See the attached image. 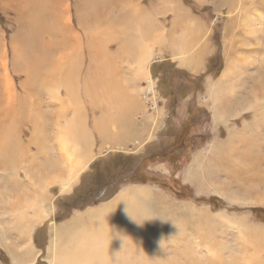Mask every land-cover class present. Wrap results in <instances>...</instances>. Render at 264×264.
I'll use <instances>...</instances> for the list:
<instances>
[{
  "label": "rangeland",
  "instance_id": "1",
  "mask_svg": "<svg viewBox=\"0 0 264 264\" xmlns=\"http://www.w3.org/2000/svg\"><path fill=\"white\" fill-rule=\"evenodd\" d=\"M57 1L65 6L60 27L52 26L49 13L43 17L53 28L40 33L49 44L43 60L50 68L59 54L69 55L63 58L68 69L59 73L69 83L37 90L51 110L78 105L75 123H81L73 125L78 134L75 149L68 151L50 125L43 143L50 144L46 180L51 183L47 189L38 186L47 195L44 205L36 196H24L21 186L0 185V192L22 193L28 214L37 207L44 216L29 239L18 238L10 208L1 206L0 264H65L61 255L84 260L81 264H251L248 257L255 253L242 247L247 240L239 220L264 229V181L240 175L253 168L256 176L264 175L257 162L264 158V0H163V6L158 0H101L103 6L99 0ZM132 1L142 9L140 16L133 15ZM2 2L0 51L22 93L24 77L12 48L35 32V19L22 7L24 20L18 21ZM36 2L38 8L48 3ZM65 23L79 42L99 54L108 49L109 57L90 58L85 45L73 53ZM95 30L104 45L88 43L86 35ZM113 34L122 40L114 42ZM198 65H204L199 74ZM72 114L67 110L62 121H71ZM186 124L188 132L182 130ZM60 151L70 159L59 158ZM74 161L70 173L68 162ZM19 171L9 173L14 183ZM76 217H82V228L92 227L82 237V228L68 227ZM105 218L111 220V245L95 247L91 236L97 232L99 239L100 232L93 226ZM257 254L262 260L252 264H264V253Z\"/></svg>",
  "mask_w": 264,
  "mask_h": 264
},
{
  "label": "bare ground",
  "instance_id": "2",
  "mask_svg": "<svg viewBox=\"0 0 264 264\" xmlns=\"http://www.w3.org/2000/svg\"><path fill=\"white\" fill-rule=\"evenodd\" d=\"M46 1L48 3L45 2L43 4L42 8H38L36 0L35 1L34 0H30V1H28V0L4 1L3 0L2 4H1V6L3 8H12L17 13L18 21L24 20V17L21 16L22 15V11H21L22 9L21 8L27 7L29 9L30 13H32V18L35 19L36 21L34 20L35 28L33 29V30H35V32H33L31 34L29 31V33L25 36L26 39H22L20 41V45H19L20 47L13 45V48H12V52H13L12 58L14 61L19 62V67L21 68L19 70L22 73L21 75L24 77L23 80L20 82V87H21L22 93L16 92V90L13 86V83L10 80L11 77H10L9 70L5 66L6 62L4 61V53L2 51H0V185L17 187L18 189L21 186V190L24 193V196H30V195L36 196V198L40 200L41 206L44 205V203L47 199V197H45V196H47V195L45 193H43L45 195V196H43L42 193L39 191L38 186H40L41 189H47L49 187V184L51 183V181L46 180L47 179L46 175L51 170V168L49 169L50 163H51V156H50L49 151L46 150L50 146V144L48 145L46 143H43L45 138L50 134V129H51L50 125L52 123L54 125L53 136L55 137L58 145H60V148H63L64 150L66 149L68 151L69 149H71V150L75 149V138L78 134V130H76V128L73 125H75V124L80 125V123H81L80 119H78V121H76V123H75V119L77 118L78 111H79L78 105H74V104L73 105H61V104H58V107L51 110L50 107L52 105H46L47 104L46 100L44 98H42L43 94L41 95V97H39L40 90H37V88H40L41 90H45V89H47L46 87H48L49 83L50 84L55 83L58 87L69 83L68 81L62 80L61 77L62 76L64 77V75L59 74L60 72H62L64 67L65 68L67 67L64 64L63 58H67L69 55L65 57L64 53L59 54L56 57L54 63L52 62L50 68L48 66H46V64H47L46 59L43 60L44 58H46L45 56L47 54L46 51H43V49L48 50L49 44H47L44 40L40 39V37H41V35H44V34L46 35L47 29L51 28L53 30L52 27L45 24L47 21L45 22L43 20V17L46 14V12L49 13L50 16L52 15L51 19H50V20H52L51 23H53L52 26L54 28L60 27V13L63 12L65 9V6H63V7L57 6V4L60 3L57 0L56 1L55 0H46ZM83 1H85V2L89 1L90 3H93L95 0H83ZM32 2L36 3V5L34 7L31 6ZM237 2L240 3L241 0H237ZM35 3H33V5ZM98 3H99L98 6L104 5V4L101 5L102 4L101 0H99ZM250 3H251L250 6L253 7L254 2H250ZM95 4H97V3H95ZM95 4H93V5L95 6ZM132 4L136 5V6L132 7V9H131V11L134 12L133 15L140 16L139 12H141L142 9H140V7L137 6L136 2H133ZM164 4L165 3L163 0H158V2H157V5L163 6ZM109 5L113 6L114 4L112 5V3H111V4H108V6ZM92 7H90V8L92 9ZM114 7H117V8L123 9V10L127 9V5H117ZM88 9H89V7H87L86 10H88ZM88 13H90V12L88 11ZM26 14H28V13H26ZM68 26H69V24H68ZM62 27L67 28V31L71 32L69 30L70 27L68 29L66 23H65V26H62ZM36 29H39V31ZM25 30H26V28H23V31H25ZM104 30H106V29H104ZM106 31L108 32V30H106ZM31 32H32V30H31ZM40 33H41V35H40ZM71 33L73 34V36L70 39L67 37L66 38H67V40L69 39V43L71 45H73V48H72L73 53H75V50H73V49L80 48L82 46L84 47V45H85L87 48V52H88L87 56H89L90 58H92V57L97 58L99 56L100 57L103 56L104 58L109 57L108 55L110 54V52L108 49L103 50L102 54H99L94 47L92 49H90V46L87 43L83 44L82 42H79L77 40V37H78L77 34H74V32H71ZM97 33H99V36H97ZM86 36H87L86 38L88 39V43L91 41V39H94V41L95 40L97 41L96 45H98V46L105 44V39H102L101 33L97 30H95L94 33H92L90 35L87 34ZM111 36H113L112 40L114 42L119 43L122 40V37L119 35L113 34ZM68 37H70V36H68ZM155 37L156 38L154 39V41L159 42L162 38V35L161 34L156 35ZM95 38H98V39H95ZM71 40H73L74 42H72ZM91 44L95 45V43H92V42H91ZM100 47H98V48H100ZM145 53H146L145 51L140 52V55L138 57L139 60L144 57ZM95 58H93V61L91 60L94 63L96 62V60L94 61ZM104 58H101V59H104ZM98 60H100V58ZM101 61L102 60H100V62H96L100 65V67L103 66L102 64H100ZM104 63H105V60H104ZM107 65H108V63H107ZM107 65H105L103 67L108 68ZM12 68H15V67L12 66ZM97 68H99V67H97ZM66 69H68V68H66ZM15 72L17 74V70ZM106 74H108V73H106ZM67 86L65 88H68ZM70 86H71V84H70ZM53 88H55V87H53ZM55 91L56 92H54V95H58L56 89H55ZM69 95L71 96V94H69ZM51 96H52V94H51ZM53 97H54L53 99L56 100L55 96H53ZM58 98L59 97H57V99ZM59 100H62V99H59ZM130 100H131V98H130ZM67 110L72 111V113H73L72 119H71V121L65 120L63 122L62 118L66 114ZM43 144L45 145V147H43ZM42 149H45L46 151L44 152ZM59 158H61V159L67 158L66 160H68L69 156L68 157L65 156L60 151ZM70 162H71V160H70ZM70 162H68L69 169L71 170L70 173H73V172L75 173V168L77 167L76 163H78V162L75 163V161H74V164H71ZM257 162L262 163L264 165V158L258 157ZM64 165H65V163H64ZM34 168H35V170H33ZM254 169L255 168L250 169V171L248 170L247 173H241L240 176L247 177L250 179L254 178V179L258 180L257 182L264 181V175L261 177L256 176V174H255L256 172L255 173L253 172ZM16 170H23V171H22V173L19 171L20 173H19V176L17 175L18 176L17 183H14L12 181V179L9 178V173L10 172L15 173ZM29 179H30V183H26V181L29 182ZM58 180H59V178H58ZM70 183H71V181L66 183V184L69 186ZM60 187L61 188L66 187L67 188V186H65V185H62ZM17 193L10 194L8 192L5 193V191L0 192V198H1L0 204H1V201L3 202L0 205V208L2 205L7 204L6 206L8 208H10V211H11L10 212L11 220L14 221V219H15L14 222H16V223L14 225L18 224V226H16V228L19 227L17 237L29 239V233H30L32 227L35 224L41 222V220L44 216H43L42 211L38 210L37 207H32L33 209L31 210V213L28 214L26 205L24 204V202L22 200H20V197H23L22 193L20 192V196ZM5 196H9L10 200L4 201L3 198ZM256 196H258V195H256ZM18 202H20V203L18 204ZM16 206H19V207L24 206V207H22L21 212L17 213L15 210ZM1 211H3V210H1ZM17 216H19V217H17ZM10 218H9V220H10ZM81 219H82V217H80V218L76 217V218L72 219L68 223V227L74 228V229L82 228L83 220H81ZM0 221L3 222L1 217H0ZM239 222L242 223L243 226L245 227L244 228L245 232L242 231L244 235L241 236V234H240V236L244 237L247 240L245 245L242 247L244 249L246 248L247 251L252 250L255 253V256L253 258H252V256H253L252 254L248 257L249 261L252 264V262H254L255 258H256V261L262 260V254L256 255V252L264 253V229H261L260 227L254 228V226L252 224H250L247 220L246 221L245 220L244 221L239 220ZM110 223H111V220L105 218L98 225L93 226V227L98 228L99 232H100V238L99 239H98L99 236L97 235V232H94L91 236L92 237V244L95 247L110 246L111 245V242H109V240L107 238ZM92 224H93V220H91V225ZM2 225H5V223ZM10 226H11V224H10ZM249 226L253 230H250ZM8 227H9V225H8ZM89 228H92V227H89ZM89 228H87V229H89ZM87 229L86 228L85 229L84 228L78 229L79 233L81 234V237L84 235V233L86 232ZM246 232L248 234H246ZM61 256L63 258L60 259V256H58L57 259L58 260L60 259L65 264H81L84 262V260H82V259L79 262V260H77L74 256H71V255H68L66 257H65V255H61ZM263 258H264V256H263ZM52 260H56V255L54 256V258Z\"/></svg>",
  "mask_w": 264,
  "mask_h": 264
},
{
  "label": "crops",
  "instance_id": "3",
  "mask_svg": "<svg viewBox=\"0 0 264 264\" xmlns=\"http://www.w3.org/2000/svg\"><path fill=\"white\" fill-rule=\"evenodd\" d=\"M203 64H204V63H203ZM195 66H196V65H195ZM193 67H194V66H193ZM203 67H204V65H203V66H199V65H198V68H196V69H197L196 72L199 74L201 71H203V70L201 69V68H203ZM191 69H193V68H191ZM163 106H164V105H163ZM176 106H177V108H178V105H176ZM185 115H186V114H185ZM181 120L183 121L184 118H182ZM138 131H139V130L135 128V132H136L137 134H138ZM139 135H141L140 132H139Z\"/></svg>",
  "mask_w": 264,
  "mask_h": 264
},
{
  "label": "trees",
  "instance_id": "4",
  "mask_svg": "<svg viewBox=\"0 0 264 264\" xmlns=\"http://www.w3.org/2000/svg\"><path fill=\"white\" fill-rule=\"evenodd\" d=\"M188 128H189V126H187V124H186L183 126L182 130L188 132Z\"/></svg>",
  "mask_w": 264,
  "mask_h": 264
}]
</instances>
